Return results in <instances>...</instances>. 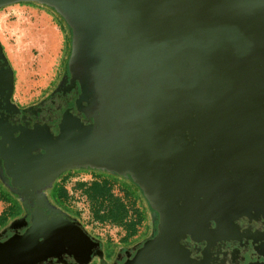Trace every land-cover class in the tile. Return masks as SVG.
Wrapping results in <instances>:
<instances>
[{"label": "water", "instance_id": "obj_1", "mask_svg": "<svg viewBox=\"0 0 264 264\" xmlns=\"http://www.w3.org/2000/svg\"><path fill=\"white\" fill-rule=\"evenodd\" d=\"M30 1L52 8L71 30L69 66L94 94L100 123L82 134L62 123L63 135L49 137L56 145L44 146L43 189L74 167L130 178L160 215L159 234L130 264L159 240L178 248L166 254L179 261L178 239L203 237L195 228L208 229L217 214L219 224L227 221L222 206L239 194V205L264 203V0H0V8ZM243 169L250 175L238 185ZM31 221L0 242V264L62 263L80 242L91 252V237L76 223ZM176 223L184 226L170 234Z\"/></svg>", "mask_w": 264, "mask_h": 264}, {"label": "flooded vegetation", "instance_id": "obj_2", "mask_svg": "<svg viewBox=\"0 0 264 264\" xmlns=\"http://www.w3.org/2000/svg\"><path fill=\"white\" fill-rule=\"evenodd\" d=\"M65 26L68 45L61 69L50 90L35 101L22 103L15 98L16 70L10 62L4 46L1 45L0 48V198L6 200L7 210L11 211L10 218H7L8 222L7 220L5 222L6 225L2 224L0 227V242L8 240L12 235L23 234L32 224L33 218L62 217L83 229L84 226L80 224L74 213L70 212L63 203H58L56 199L50 198V189L56 183V189L60 187L62 179L70 172L97 173L98 171L111 174L106 170L96 168L74 167L59 173L54 178L52 185L43 189L46 184L44 179L49 171L46 170L42 155L46 152L45 147L52 149L56 145L55 143L49 146L51 142L49 137L56 140L63 135L62 123L63 128L68 131L76 125L74 132L77 134H82L89 128L98 127L100 124L92 114L94 94L85 88L77 68L73 66L72 70L69 66L72 32L66 24ZM79 58L81 59L80 52H75L73 64L76 63V60H80ZM11 78L12 84L10 85ZM37 144L42 145L37 146ZM59 164L57 161L50 166V169ZM42 171L45 174L42 175ZM31 174L37 175L35 179L41 175L42 178L31 180L30 178L33 176ZM249 175L243 169L242 173L237 176L238 185H241L243 179L249 178ZM246 189L243 190V193L246 192ZM240 196L241 194L233 204L227 207L222 206L227 221L219 224V221L224 218L217 214L207 223L206 227L209 230L201 227L195 228L196 234L200 236L203 233V237L186 233L178 239L180 252L177 260L179 261L176 262L166 254L167 251L175 254V250L178 248L175 247L174 250L173 247L163 246L159 240L140 255L136 264H147L149 253L152 254L149 258L151 264H263L264 203L259 204V200L255 198L257 202L247 199L243 205H239L242 197ZM260 200L264 201V197ZM147 210L150 220L148 231L144 236L127 240L120 238L121 242L114 246L113 250H115L107 256L101 240L88 233L92 242L91 252L88 244H86L87 247L84 245L85 242H80V246L66 249V251L71 250L74 255L65 253L61 257L62 263L52 264H84L88 251L90 259L88 262L86 261V264H90L93 260L97 262L95 264L132 263L137 253L160 231L159 213L153 214L149 207ZM22 217L25 218V222L16 228L10 227L13 220ZM181 226H184L183 223L173 224L172 230L169 231L170 234H179ZM57 247L54 246L53 250L57 251ZM10 262L15 264L13 258H10Z\"/></svg>", "mask_w": 264, "mask_h": 264}, {"label": "rangeland", "instance_id": "obj_3", "mask_svg": "<svg viewBox=\"0 0 264 264\" xmlns=\"http://www.w3.org/2000/svg\"><path fill=\"white\" fill-rule=\"evenodd\" d=\"M0 44L4 46L16 70L15 98L22 103L35 101L50 90L61 69L68 45L65 22L58 13L44 4L18 2L7 5L0 9ZM119 176L107 174L112 179L115 194L123 197L124 186L136 193L126 199L133 210L141 209L144 215V223L138 228L137 236L131 239L139 238L148 231V206L139 189L127 178ZM105 177L106 175H96L94 172H70L61 183L68 191L66 200L61 202L55 197L57 183L50 189L49 196L74 213L84 226V231L101 240L108 256L115 250L114 246L121 242L125 229L111 223H95L92 218L93 203L85 196V188L77 186L80 182L88 186L93 180ZM5 203L0 200V211ZM95 263L97 262L93 260L90 264Z\"/></svg>", "mask_w": 264, "mask_h": 264}, {"label": "trees", "instance_id": "obj_4", "mask_svg": "<svg viewBox=\"0 0 264 264\" xmlns=\"http://www.w3.org/2000/svg\"><path fill=\"white\" fill-rule=\"evenodd\" d=\"M96 175H106L105 173H95ZM113 175L119 176L115 173ZM103 178L102 180H93L88 186L83 183H78L77 186L85 188L84 194L92 201V217L99 223H111L118 225L125 229L124 235L121 237L123 240L131 239L138 233V228L144 223V215L140 209L135 208L128 204L127 199L135 196V192L131 188L124 186L123 197L113 192L112 179ZM122 177V176H119ZM126 178V177H125ZM128 180L132 182L130 178ZM133 183V182H132ZM134 184V183H133ZM126 185V184H125ZM135 185V184H134ZM139 191L140 188L135 185ZM141 193V191H140ZM68 195V191L64 185L56 189L55 197L59 201L64 202ZM127 198V199H126ZM0 200L6 202L4 198ZM135 207V206H134ZM11 211L6 210L0 213V225L5 223L7 218H10ZM134 217V218H133Z\"/></svg>", "mask_w": 264, "mask_h": 264}, {"label": "crops", "instance_id": "obj_5", "mask_svg": "<svg viewBox=\"0 0 264 264\" xmlns=\"http://www.w3.org/2000/svg\"><path fill=\"white\" fill-rule=\"evenodd\" d=\"M89 185V184H88ZM7 210V203H5V205L2 207V209H1V211H0V213L2 212V211H6ZM141 210V209H140ZM142 211V210H141ZM93 218V220L95 221V223H99L98 221H96V219L94 218V217H92ZM135 236H137V235H135Z\"/></svg>", "mask_w": 264, "mask_h": 264}]
</instances>
